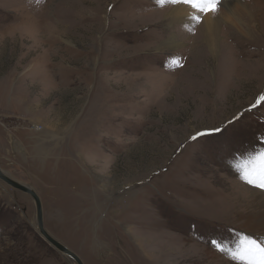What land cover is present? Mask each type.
I'll use <instances>...</instances> for the list:
<instances>
[{"label": "rangeland", "instance_id": "374dc122", "mask_svg": "<svg viewBox=\"0 0 264 264\" xmlns=\"http://www.w3.org/2000/svg\"><path fill=\"white\" fill-rule=\"evenodd\" d=\"M177 5L0 0V167L84 264H244L212 241L264 243V191L235 168L264 148V0H220L215 51ZM0 264H77L2 179Z\"/></svg>", "mask_w": 264, "mask_h": 264}, {"label": "snow or ice", "instance_id": "6c2138e0", "mask_svg": "<svg viewBox=\"0 0 264 264\" xmlns=\"http://www.w3.org/2000/svg\"><path fill=\"white\" fill-rule=\"evenodd\" d=\"M158 2L163 4L164 0H158ZM219 2L220 0H171L173 4L191 5L202 13L216 12ZM196 19L199 20L200 17H196ZM258 103L264 104V95L259 97ZM206 134L198 133L192 139L197 140L199 136ZM235 168L246 184L264 191V148H261L254 155L240 159L235 164ZM212 244L221 254L227 253L232 259L241 260L244 264H264V243L251 237L244 236L235 251L226 250L218 241H212Z\"/></svg>", "mask_w": 264, "mask_h": 264}, {"label": "bare ground", "instance_id": "6f19581e", "mask_svg": "<svg viewBox=\"0 0 264 264\" xmlns=\"http://www.w3.org/2000/svg\"><path fill=\"white\" fill-rule=\"evenodd\" d=\"M224 6H226L229 11H231V13L233 14L234 17H232L233 19H235L232 23V25H235L237 28L241 29V31L243 30L242 26L246 24V22H244L235 12V10L232 7H229L228 5V1H225ZM244 11V10H243ZM249 11V10H248ZM195 10L193 9V7H191L190 5H185V4H179L175 7H172L170 9V11L167 13V16L172 17V19H180V20H184L186 17H188L189 15L195 14ZM231 18V19H232ZM248 21V20H247ZM252 21V20H251ZM219 22L218 20L215 18V16L213 15V13H206L203 16V22L201 25V32L203 33V36L206 37V41L208 43V46L211 48L212 51L216 50V46H217V41H218V26ZM255 28V27H254ZM168 44H176V41L174 40V38L172 39V41H170ZM5 172V171H3ZM6 173V172H5ZM7 174V173H6ZM8 175V174H7ZM248 187L244 186V188H242L244 194L246 193ZM252 192L255 193L254 190H250ZM259 191V190H257ZM41 198V197H40ZM33 199V198H32ZM261 205H264V201L261 202ZM253 215V214H252ZM251 218V217H250ZM254 218V217H252ZM256 219V220H255ZM252 221V223H254L256 226H262L261 228H264V209H262L260 212H257V217L254 218V220H250V222Z\"/></svg>", "mask_w": 264, "mask_h": 264}, {"label": "water", "instance_id": "95a60500", "mask_svg": "<svg viewBox=\"0 0 264 264\" xmlns=\"http://www.w3.org/2000/svg\"><path fill=\"white\" fill-rule=\"evenodd\" d=\"M0 179L4 180L10 186L15 189H18L26 194H28L31 198H33L35 206H36V225L39 233L60 253H62L65 257L71 258L77 264H84L82 259L73 252L70 248H68L65 244H63L59 239L54 237L45 227L44 223V212H43V204L41 198L37 191L30 185L19 180L12 178L7 175L0 167Z\"/></svg>", "mask_w": 264, "mask_h": 264}]
</instances>
